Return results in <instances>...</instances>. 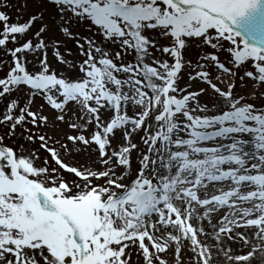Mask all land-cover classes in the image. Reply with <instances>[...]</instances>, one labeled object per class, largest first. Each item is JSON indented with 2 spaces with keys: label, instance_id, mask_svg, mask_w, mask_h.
<instances>
[{
  "label": "snow or ice",
  "instance_id": "obj_1",
  "mask_svg": "<svg viewBox=\"0 0 264 264\" xmlns=\"http://www.w3.org/2000/svg\"><path fill=\"white\" fill-rule=\"evenodd\" d=\"M0 264H264V0H0Z\"/></svg>",
  "mask_w": 264,
  "mask_h": 264
},
{
  "label": "rangeland",
  "instance_id": "obj_2",
  "mask_svg": "<svg viewBox=\"0 0 264 264\" xmlns=\"http://www.w3.org/2000/svg\"><path fill=\"white\" fill-rule=\"evenodd\" d=\"M14 3H15V0H14ZM11 14H12L13 16H15V12H12Z\"/></svg>",
  "mask_w": 264,
  "mask_h": 264
}]
</instances>
